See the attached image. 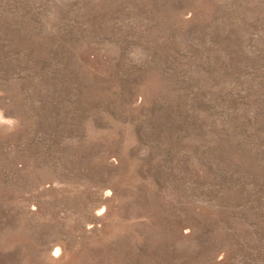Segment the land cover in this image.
<instances>
[{"label": "rangeland", "instance_id": "rangeland-1", "mask_svg": "<svg viewBox=\"0 0 264 264\" xmlns=\"http://www.w3.org/2000/svg\"><path fill=\"white\" fill-rule=\"evenodd\" d=\"M0 264H264V0H0Z\"/></svg>", "mask_w": 264, "mask_h": 264}]
</instances>
